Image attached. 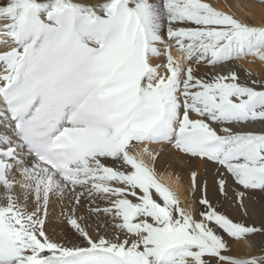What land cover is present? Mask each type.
<instances>
[{"label":"snow or ice","instance_id":"1","mask_svg":"<svg viewBox=\"0 0 264 264\" xmlns=\"http://www.w3.org/2000/svg\"><path fill=\"white\" fill-rule=\"evenodd\" d=\"M0 45V264H264L233 250L264 235V80L235 63L264 62V20L0 0ZM176 157L198 208L158 175Z\"/></svg>","mask_w":264,"mask_h":264},{"label":"bare ground","instance_id":"2","mask_svg":"<svg viewBox=\"0 0 264 264\" xmlns=\"http://www.w3.org/2000/svg\"><path fill=\"white\" fill-rule=\"evenodd\" d=\"M90 3H102L103 0H89ZM211 2L218 8L228 12H235L238 16L242 18H250L252 21L259 23L261 20H264V2L262 0H211ZM232 5V7H229ZM0 50H3V46L0 45ZM173 55L177 58L181 56V53L178 50L173 51ZM157 63H163L162 60L154 61ZM187 63V61H185ZM238 64L239 71L241 75H244L245 70L252 73L251 78L264 80V62H261L256 57H248L246 59H242L240 61L235 62ZM206 69L201 68L200 74H202ZM195 165H190L185 158L176 157L175 161L171 163L168 167H164L162 165H157L158 175L164 174V176H175L179 177L180 183L178 186L174 187V190L177 191L180 199L185 202V206L190 210L194 208H198L196 201L193 199L190 191H189V175L187 173V169L189 167H194ZM200 173L201 176H204V166L200 165ZM14 179H21L22 177L18 172H14ZM209 179H211V174H209ZM17 193H19L20 189L17 187ZM3 193L4 190L0 188V203L3 202ZM199 193H197V196ZM103 207L104 204L101 203ZM259 205H256L254 209H252L254 216L259 212ZM60 212L59 206L56 207L53 215H57ZM94 219V218H93ZM114 232L113 229L109 228L108 234L112 235ZM51 234V233H50ZM63 235V233L61 234ZM69 239H73L71 234L69 233ZM264 235H253L248 237L243 241L235 242L233 245L234 254L241 258H248L251 256H262L264 255Z\"/></svg>","mask_w":264,"mask_h":264},{"label":"rangeland","instance_id":"3","mask_svg":"<svg viewBox=\"0 0 264 264\" xmlns=\"http://www.w3.org/2000/svg\"><path fill=\"white\" fill-rule=\"evenodd\" d=\"M264 250V249H263Z\"/></svg>","mask_w":264,"mask_h":264}]
</instances>
